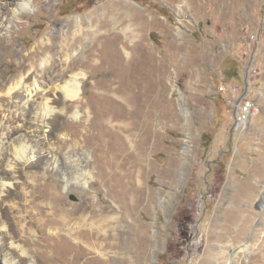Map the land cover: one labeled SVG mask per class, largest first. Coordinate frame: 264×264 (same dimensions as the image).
<instances>
[{"label":"rangeland","instance_id":"374dc122","mask_svg":"<svg viewBox=\"0 0 264 264\" xmlns=\"http://www.w3.org/2000/svg\"><path fill=\"white\" fill-rule=\"evenodd\" d=\"M128 6L145 19L143 32L126 19ZM109 18L117 31L129 29L121 40L145 44L166 74V115L151 122L139 180L146 194L138 203L130 195L129 208L120 211L102 188L74 183L66 192L35 165L16 170L9 200L39 231L40 222L52 218V203L38 194L43 187L58 192L64 208L85 209V228L100 227V252L114 264H134L143 242L142 264H228L232 256V264H264V0H43L11 29L12 49L28 53L47 44L57 61L62 37L71 41L78 19L84 36L74 48L89 46L91 31L103 33ZM16 63L0 60V73L15 72ZM248 63L259 73L252 96L257 113L240 127L227 114L225 91L243 89ZM80 124L70 117L57 123L52 146L65 151L73 145L65 133L80 132ZM49 232L44 228L41 236ZM23 242L34 248L42 238Z\"/></svg>","mask_w":264,"mask_h":264},{"label":"bare ground","instance_id":"6f19581e","mask_svg":"<svg viewBox=\"0 0 264 264\" xmlns=\"http://www.w3.org/2000/svg\"><path fill=\"white\" fill-rule=\"evenodd\" d=\"M42 1L0 0V60L17 61L15 72L7 68L0 73V264H114L100 252V227H84L85 209L64 208L60 194L43 187L38 195L52 203V218L32 230L28 217L9 200L10 189L18 180L16 170L36 165L44 175L55 176L66 192L74 183L83 190L102 188L120 211L129 208L130 195L136 203L142 200L146 188L139 180L146 172L151 122L162 123L166 115L165 70L145 44L121 40L129 29L117 31L114 18L102 21L103 33L91 31L89 46L74 48L84 36L78 19L71 41L62 37L57 61L47 44L33 52L13 51L11 29ZM126 19L144 31L145 19L132 14L131 6ZM68 117L84 124L80 132L65 133L74 140L64 151L52 146V137L56 124ZM44 228L49 236H41ZM25 236L42 242L29 248ZM136 253L134 264H142L146 242Z\"/></svg>","mask_w":264,"mask_h":264},{"label":"built area","instance_id":"2783aa9c","mask_svg":"<svg viewBox=\"0 0 264 264\" xmlns=\"http://www.w3.org/2000/svg\"><path fill=\"white\" fill-rule=\"evenodd\" d=\"M258 74L256 67H253L251 63L246 64L243 89L231 85L225 91L227 114L230 120L240 127L245 126L257 113L252 96L259 80Z\"/></svg>","mask_w":264,"mask_h":264}]
</instances>
